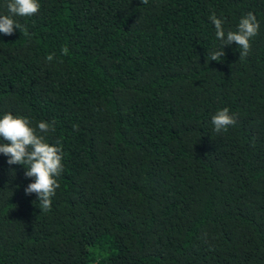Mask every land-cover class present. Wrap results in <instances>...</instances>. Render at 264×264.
<instances>
[{"label": "trees", "instance_id": "obj_1", "mask_svg": "<svg viewBox=\"0 0 264 264\" xmlns=\"http://www.w3.org/2000/svg\"><path fill=\"white\" fill-rule=\"evenodd\" d=\"M39 3L0 34V118L54 121L64 168L42 212L0 153V264H264V0ZM250 11L249 55L210 61L211 14Z\"/></svg>", "mask_w": 264, "mask_h": 264}, {"label": "clouds", "instance_id": "obj_2", "mask_svg": "<svg viewBox=\"0 0 264 264\" xmlns=\"http://www.w3.org/2000/svg\"><path fill=\"white\" fill-rule=\"evenodd\" d=\"M147 4L148 0H142ZM39 0H8V15H0V34L12 36L16 29L22 25L13 17H30L40 10ZM209 19L215 26L216 37L222 42V50L210 53V61H221L225 55L224 46L235 43L239 51V59H245L251 51V39L257 35L259 22L250 11L242 17L236 31L224 29V21L217 18L215 12ZM67 55L68 49L62 50ZM47 61L53 60V55L46 57ZM214 131L221 133L227 131L229 126L236 124V117L228 108L218 110L212 116ZM74 129L78 126L74 125ZM55 132V122L40 121L35 127L28 117L6 113L0 118V153L7 157L8 165H23L26 169L25 177L34 178V182L24 189L26 195L36 194L42 212L50 211L52 197L60 187L58 177L63 172V150L58 144L47 142V136Z\"/></svg>", "mask_w": 264, "mask_h": 264}]
</instances>
